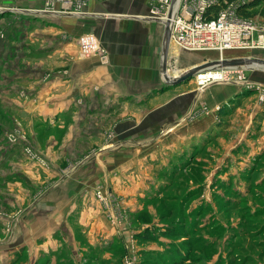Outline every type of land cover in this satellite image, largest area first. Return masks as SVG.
<instances>
[{
	"label": "crops",
	"instance_id": "0c3cea01",
	"mask_svg": "<svg viewBox=\"0 0 264 264\" xmlns=\"http://www.w3.org/2000/svg\"><path fill=\"white\" fill-rule=\"evenodd\" d=\"M77 1L0 0V264H123L130 248L137 264L135 217L161 193L147 191L155 160L204 147L202 136L223 124L224 137L263 144L254 155L264 159V103L258 118L255 108L235 118L237 82L204 86L212 107L202 88L165 83V23L151 16L154 0ZM85 34L107 62L80 52ZM251 55L264 59V49L204 54L170 42L167 74ZM250 79L264 89L263 68ZM225 102V121L205 116ZM6 133L19 138L11 149ZM25 144L35 160L16 150ZM120 206L123 229L110 221Z\"/></svg>",
	"mask_w": 264,
	"mask_h": 264
},
{
	"label": "rangeland",
	"instance_id": "374dc122",
	"mask_svg": "<svg viewBox=\"0 0 264 264\" xmlns=\"http://www.w3.org/2000/svg\"><path fill=\"white\" fill-rule=\"evenodd\" d=\"M251 1L234 0L230 3H233L235 8H232L238 14V8L245 7ZM259 1L255 7L245 8L248 16L244 17L257 26H264V0ZM226 2L212 0L207 15L215 16L211 7L221 6L222 9ZM3 38L4 34L0 33V39ZM200 52L208 54L216 51ZM252 71L254 69H247L249 76ZM246 80L251 85L246 87V83L237 81L242 88L238 89V96L231 99L234 105H239L233 107V110L239 108L235 111V118L249 108H255L253 117L258 118L260 111H263L264 89L249 80L248 76ZM185 85L187 89L195 86L200 89L195 76ZM204 89L198 92L205 95ZM208 97L205 99L208 105L203 103L201 107H212L207 102ZM227 103L205 116L225 121L224 116L229 111ZM205 112L203 106L200 114L204 115ZM243 117L239 118V122ZM228 121L232 122L233 119ZM223 125L217 133L224 132ZM3 127L0 128L1 136ZM220 133L211 137L202 136V148L197 145L199 143H190L191 152L185 150L180 158L168 157L167 162L162 164L160 159L154 161L155 168L150 174L152 185L147 191L150 195L156 191L161 193L157 199L143 206L145 213L135 217L136 228L141 233L140 238L136 239L139 247L137 264H264V212L261 211L264 207V187H257L264 176V159L261 161L262 155L259 159L254 155L259 153L263 144L258 146L256 142L232 141ZM228 135L236 137L233 130ZM6 139L11 149L19 138L11 133ZM21 149L28 155L29 150L34 153L28 144L16 148ZM118 208L125 210L121 206ZM10 228L8 226L7 230L10 231Z\"/></svg>",
	"mask_w": 264,
	"mask_h": 264
},
{
	"label": "built area",
	"instance_id": "2783aa9c",
	"mask_svg": "<svg viewBox=\"0 0 264 264\" xmlns=\"http://www.w3.org/2000/svg\"><path fill=\"white\" fill-rule=\"evenodd\" d=\"M77 2L84 3V0ZM157 3L151 9L152 14L158 15L163 20L167 19L171 0H157ZM211 4L212 0H177L175 2L170 18V42L175 47L188 52L264 49L263 25L257 26L250 19L236 14L233 10L235 8L233 3L226 4L215 16L209 17L207 14ZM48 8L49 5H47V10H49ZM78 47L84 56L97 53L103 63L107 62V54L100 47L94 35L85 34L81 36L78 40ZM246 76L250 80L247 69L209 68L197 72L195 78L200 88L212 82L232 81H240L241 84L246 83L247 85H244L249 87L251 84L248 80L244 81ZM28 153H30L31 158L36 159L30 150ZM96 196L103 198L101 191H97ZM126 216L125 210L118 208L117 212L110 217V221L123 229L127 226ZM126 247L130 248L128 245ZM130 252L131 248L128 254L124 256L123 264H133Z\"/></svg>",
	"mask_w": 264,
	"mask_h": 264
},
{
	"label": "water",
	"instance_id": "95a60500",
	"mask_svg": "<svg viewBox=\"0 0 264 264\" xmlns=\"http://www.w3.org/2000/svg\"><path fill=\"white\" fill-rule=\"evenodd\" d=\"M177 0H171V6L167 14V19L164 20L165 31H164V41H163V52H162V62L161 70L164 76V81L168 85H179L181 83H186L191 78H193L197 72L206 70L209 68L224 69V68H241V69H254L263 68L264 69V59L256 56H242V57H219L217 59L204 61L203 63L194 65L181 73L178 76H169L167 74V58L170 45V35H171V14L172 9Z\"/></svg>",
	"mask_w": 264,
	"mask_h": 264
},
{
	"label": "trees",
	"instance_id": "16d2710c",
	"mask_svg": "<svg viewBox=\"0 0 264 264\" xmlns=\"http://www.w3.org/2000/svg\"><path fill=\"white\" fill-rule=\"evenodd\" d=\"M227 2V4L228 3H230V2H233L234 0H226ZM260 3V1L259 0H252L248 5H246L245 7L244 6H240L239 8H238V10H237V13L240 15V16H242V17H244V16H248V14L246 13V10H245V8H252V7H255L256 5H258ZM221 9V6H219V7H211V10H213L214 12H215V15L217 14V12L219 11ZM209 17H211V16H209ZM257 187H264V178L262 179V180H260L258 183H257ZM259 211V210H258ZM261 211H263L264 212V207L261 209ZM140 236H141V233H139L138 235H136V238L138 239V238H140ZM142 236H143V234H142Z\"/></svg>",
	"mask_w": 264,
	"mask_h": 264
},
{
	"label": "flooded vegetation",
	"instance_id": "af4514ba",
	"mask_svg": "<svg viewBox=\"0 0 264 264\" xmlns=\"http://www.w3.org/2000/svg\"><path fill=\"white\" fill-rule=\"evenodd\" d=\"M255 163H257V161Z\"/></svg>",
	"mask_w": 264,
	"mask_h": 264
}]
</instances>
